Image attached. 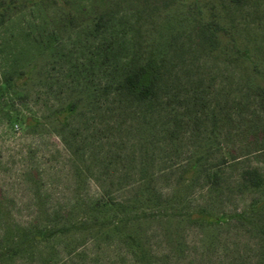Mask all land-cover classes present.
Returning a JSON list of instances; mask_svg holds the SVG:
<instances>
[{"label": "rangeland", "instance_id": "obj_1", "mask_svg": "<svg viewBox=\"0 0 264 264\" xmlns=\"http://www.w3.org/2000/svg\"><path fill=\"white\" fill-rule=\"evenodd\" d=\"M212 4L228 29L213 47L173 0L8 11L0 264H264V94L247 85H264V0ZM145 57L157 97L119 98L116 84Z\"/></svg>", "mask_w": 264, "mask_h": 264}, {"label": "trees", "instance_id": "obj_2", "mask_svg": "<svg viewBox=\"0 0 264 264\" xmlns=\"http://www.w3.org/2000/svg\"><path fill=\"white\" fill-rule=\"evenodd\" d=\"M29 0H0V23L4 22L8 11L19 12L28 4ZM214 0H173V4L186 6V11L182 15L188 27L198 30V37H203V41L208 46L219 43L223 34L228 32L226 26L222 23L223 15L213 8ZM65 3L68 0H64ZM212 4V5H211ZM215 5V4H214ZM216 7V6H215ZM65 17L69 21L76 20L81 15L67 12ZM96 25H102L100 21H96ZM215 49V48H214ZM239 59H248L249 54L245 50L236 49ZM231 53V52H227ZM252 59H253V55ZM260 62V59H257ZM257 61L255 62V64ZM255 66V75L264 77V74ZM249 87H257L264 94V85L255 84L253 78H250ZM160 88L159 71L153 64V57H145L137 60L134 66L122 77L115 86V93L121 99L137 101L140 103H149L157 97ZM256 88V89H257ZM246 179L252 186H260L262 177L256 170L245 172ZM130 246L135 250H140V244L132 234H128Z\"/></svg>", "mask_w": 264, "mask_h": 264}]
</instances>
